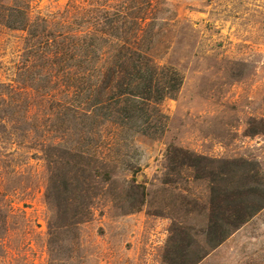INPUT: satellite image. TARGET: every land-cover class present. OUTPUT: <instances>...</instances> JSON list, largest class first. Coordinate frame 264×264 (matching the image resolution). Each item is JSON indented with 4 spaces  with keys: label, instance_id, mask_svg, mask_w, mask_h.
Here are the masks:
<instances>
[{
    "label": "rangeland",
    "instance_id": "374dc122",
    "mask_svg": "<svg viewBox=\"0 0 264 264\" xmlns=\"http://www.w3.org/2000/svg\"><path fill=\"white\" fill-rule=\"evenodd\" d=\"M0 12V264H264V0ZM213 191L259 209L219 245Z\"/></svg>",
    "mask_w": 264,
    "mask_h": 264
},
{
    "label": "trees",
    "instance_id": "16d2710c",
    "mask_svg": "<svg viewBox=\"0 0 264 264\" xmlns=\"http://www.w3.org/2000/svg\"><path fill=\"white\" fill-rule=\"evenodd\" d=\"M25 7H18L17 8H8L7 11L9 12H18V11H22L21 9H23ZM4 12V11H2ZM0 16L3 17H7L9 19L10 18V13L6 14V13H1L0 12ZM20 22H17V24H12V25H19ZM134 56H132L133 58ZM133 69H134V65H133ZM109 72L112 73V78H110V80H103L104 81V90L107 91L108 88L110 86H112V82H113V77H116L117 71L114 68H111L108 70ZM148 71L150 72V74H148ZM152 69H146L144 70L145 75H144V80L143 82L146 84V87L144 88V90H141L143 92H141V95L145 96L147 93L151 94L153 92H155L158 97V100H162L166 95H164L167 92V89H169V86H163V87H158V88H154L152 86L153 83V74ZM136 73H140L141 70L140 68L138 69V66H136ZM133 76V75H131ZM102 81V82H103ZM131 81V80H130ZM149 81V84H147V82ZM133 82V81H131ZM130 85H127V88L121 89L120 92H126ZM103 86V85H102ZM108 99L105 100V102H107ZM102 103V102H101ZM103 104V103H102ZM97 106V104L95 105V107ZM186 157L187 158V163L189 164V166L194 167L195 169L197 168H201L202 167V162L204 161L203 158L200 157H193L192 155L188 154L186 152ZM217 194L216 191H213V197H212V201H211V213H210V217H209V223L207 226V230H206V236L209 239V242H213L214 245H219L223 242V240L227 237L228 232H229V228L232 229H236L238 228L240 225H242L245 221H247L250 217H252L258 210H254L252 212L248 211L246 212V210L242 207L241 204H233V207H223L221 206V201L217 200L216 201ZM226 215V216H225ZM174 231V230H173ZM174 234V233H173ZM172 234V235H173ZM174 236V235H173ZM173 240V239H172Z\"/></svg>",
    "mask_w": 264,
    "mask_h": 264
}]
</instances>
